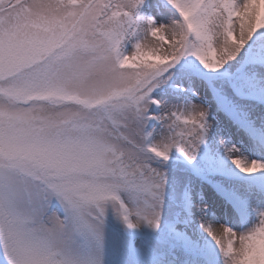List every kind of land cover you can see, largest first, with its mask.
<instances>
[{
  "label": "snow or ice",
  "instance_id": "snow-or-ice-1",
  "mask_svg": "<svg viewBox=\"0 0 264 264\" xmlns=\"http://www.w3.org/2000/svg\"><path fill=\"white\" fill-rule=\"evenodd\" d=\"M0 264H264V0H0Z\"/></svg>",
  "mask_w": 264,
  "mask_h": 264
},
{
  "label": "bare ground",
  "instance_id": "bare-ground-1",
  "mask_svg": "<svg viewBox=\"0 0 264 264\" xmlns=\"http://www.w3.org/2000/svg\"><path fill=\"white\" fill-rule=\"evenodd\" d=\"M217 230H218V234H219V232L221 231L220 229H219V227L217 226Z\"/></svg>",
  "mask_w": 264,
  "mask_h": 264
}]
</instances>
